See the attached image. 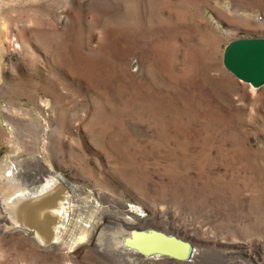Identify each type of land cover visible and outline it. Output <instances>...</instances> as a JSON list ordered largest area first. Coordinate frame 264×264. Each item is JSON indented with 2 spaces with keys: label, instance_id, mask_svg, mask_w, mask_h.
<instances>
[{
  "label": "rangeland",
  "instance_id": "374dc122",
  "mask_svg": "<svg viewBox=\"0 0 264 264\" xmlns=\"http://www.w3.org/2000/svg\"><path fill=\"white\" fill-rule=\"evenodd\" d=\"M241 37H264V0H0V264H117L93 245L118 226H93L130 205L193 236L198 264L263 251L264 86L223 64ZM50 176L72 250L27 232L51 194L18 201L25 228L5 209Z\"/></svg>",
  "mask_w": 264,
  "mask_h": 264
},
{
  "label": "bare ground",
  "instance_id": "6f19581e",
  "mask_svg": "<svg viewBox=\"0 0 264 264\" xmlns=\"http://www.w3.org/2000/svg\"><path fill=\"white\" fill-rule=\"evenodd\" d=\"M62 180L63 179L59 176H50L45 179L43 186L34 193L32 191H26L19 197L17 196V199L6 202L5 209H9V217L17 224V226L25 228V225L30 223L28 218L26 221L17 220L15 217V211L19 214V218L22 220L24 217H31L30 209L23 204V211L27 213L28 216L24 213H20L18 201L21 199L32 200L45 193L50 195L54 189H57L60 184L63 183ZM50 196L52 199L51 214L43 220L45 221L43 222L44 230L32 226L35 228L33 229L34 231L31 229L27 232L34 233L38 242L45 243V245L47 244L50 249L57 248L59 245L61 248H71L72 250L73 246H69V241L61 240V233L63 231L58 233V228L56 229L55 225H58V227L61 225V229L62 227L67 226L65 221L72 211L73 205L70 202L67 203L61 201L62 194L60 192L56 195L51 194ZM76 201L77 200H75V202ZM41 206L42 207H39V210L37 209L34 212L33 217H43L44 209H41L46 205ZM138 211L137 208L130 205L126 210L109 212L107 219L108 223L101 224L97 221L93 226L94 231H98L102 225L118 227L109 233L106 238L105 235L107 234L101 233L99 235L97 232V242L93 245L94 248L100 252H104L108 258L112 259L117 264H198L204 257L212 256L210 255L211 252L208 254V252L206 253L203 249L197 248L193 244L195 243L193 236L187 232L182 230L179 231V229H175L168 224L161 222L158 223L157 221L151 220L150 217L139 214ZM84 230L85 229L82 228L80 233H77L79 236L75 237V239L78 238V244H82L86 241L88 234H86L87 232H84ZM91 237L95 238V236ZM87 241L90 242V239L87 238ZM227 253L230 257L227 262L230 264H264V250L261 251L259 247L255 248L254 246L247 245L237 251L232 250Z\"/></svg>",
  "mask_w": 264,
  "mask_h": 264
},
{
  "label": "water",
  "instance_id": "95a60500",
  "mask_svg": "<svg viewBox=\"0 0 264 264\" xmlns=\"http://www.w3.org/2000/svg\"><path fill=\"white\" fill-rule=\"evenodd\" d=\"M223 64L240 81L254 88L264 86V37L232 40L225 49Z\"/></svg>",
  "mask_w": 264,
  "mask_h": 264
}]
</instances>
